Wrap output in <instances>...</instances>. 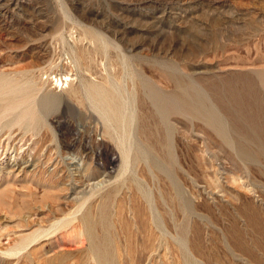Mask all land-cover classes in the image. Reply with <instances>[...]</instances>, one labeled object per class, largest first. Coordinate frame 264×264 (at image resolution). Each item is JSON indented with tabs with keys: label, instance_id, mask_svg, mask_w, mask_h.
Returning <instances> with one entry per match:
<instances>
[{
	"label": "rangeland",
	"instance_id": "rangeland-1",
	"mask_svg": "<svg viewBox=\"0 0 264 264\" xmlns=\"http://www.w3.org/2000/svg\"><path fill=\"white\" fill-rule=\"evenodd\" d=\"M0 264H264V0H0Z\"/></svg>",
	"mask_w": 264,
	"mask_h": 264
}]
</instances>
